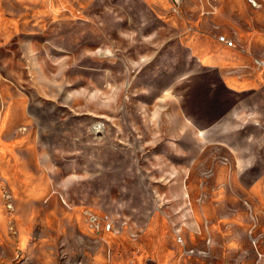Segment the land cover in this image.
<instances>
[{
	"label": "rangeland",
	"instance_id": "374dc122",
	"mask_svg": "<svg viewBox=\"0 0 264 264\" xmlns=\"http://www.w3.org/2000/svg\"><path fill=\"white\" fill-rule=\"evenodd\" d=\"M254 1L0 0V264H264Z\"/></svg>",
	"mask_w": 264,
	"mask_h": 264
},
{
	"label": "built area",
	"instance_id": "2783aa9c",
	"mask_svg": "<svg viewBox=\"0 0 264 264\" xmlns=\"http://www.w3.org/2000/svg\"><path fill=\"white\" fill-rule=\"evenodd\" d=\"M177 4H180L181 2H183L184 0H174ZM250 2H252L253 4H256V2L254 0H249ZM220 40H222L224 43H226L229 46H235V41L233 39H229L225 36H221ZM256 64L260 67H264V59H256ZM263 80H264V72H263ZM100 220H102L103 222H105V227L107 229H112L114 227L113 224V219H111L108 215L104 218V219H98V218H94V221L100 223ZM179 240L182 242V237L179 235ZM191 252H194V249L190 250ZM206 253V251L204 252Z\"/></svg>",
	"mask_w": 264,
	"mask_h": 264
},
{
	"label": "crops",
	"instance_id": "0c3cea01",
	"mask_svg": "<svg viewBox=\"0 0 264 264\" xmlns=\"http://www.w3.org/2000/svg\"><path fill=\"white\" fill-rule=\"evenodd\" d=\"M214 1H218L219 4L225 5L227 7L228 6H238V5H242L245 2V0H199V4H201V5H208V4H213ZM197 5H198V3H197ZM237 36L238 37H236V40H239V41H240V37L241 38H245V34H243V33H237ZM248 39H249V37H248ZM241 85H242V87L243 86H246V85H248V82H243ZM244 148L245 147H243V149ZM230 181H232V180L230 179Z\"/></svg>",
	"mask_w": 264,
	"mask_h": 264
}]
</instances>
